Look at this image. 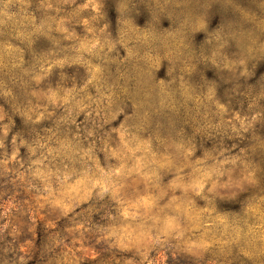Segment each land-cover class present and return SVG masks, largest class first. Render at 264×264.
I'll list each match as a JSON object with an SVG mask.
<instances>
[{"label": "clouds", "instance_id": "clouds-1", "mask_svg": "<svg viewBox=\"0 0 264 264\" xmlns=\"http://www.w3.org/2000/svg\"><path fill=\"white\" fill-rule=\"evenodd\" d=\"M0 264H264V0H0Z\"/></svg>", "mask_w": 264, "mask_h": 264}]
</instances>
